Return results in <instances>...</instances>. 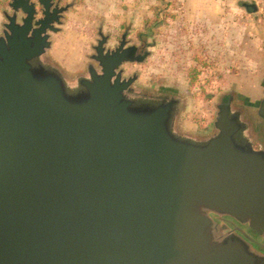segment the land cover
I'll return each instance as SVG.
<instances>
[{
    "label": "water",
    "instance_id": "95a60500",
    "mask_svg": "<svg viewBox=\"0 0 264 264\" xmlns=\"http://www.w3.org/2000/svg\"><path fill=\"white\" fill-rule=\"evenodd\" d=\"M0 32V264H264L227 216L264 231V144L233 96L213 134L182 99L135 89L134 46L99 30L85 71L48 53L70 6L10 0ZM255 13L254 4L244 6ZM255 114L264 126V92Z\"/></svg>",
    "mask_w": 264,
    "mask_h": 264
},
{
    "label": "rangeland",
    "instance_id": "374dc122",
    "mask_svg": "<svg viewBox=\"0 0 264 264\" xmlns=\"http://www.w3.org/2000/svg\"><path fill=\"white\" fill-rule=\"evenodd\" d=\"M57 1L70 6L60 31L51 35L48 55L67 75L85 71L100 30L108 37L107 48L124 37L126 47L138 49L142 60L121 66L124 77L135 75V89L182 99L183 131L203 136L212 129L215 104L229 91L245 106L247 119L254 114L264 92V0H249L258 9L253 42L240 21L223 31L192 24L185 17L184 0ZM9 2L0 0V32L2 12L11 13Z\"/></svg>",
    "mask_w": 264,
    "mask_h": 264
},
{
    "label": "crops",
    "instance_id": "0c3cea01",
    "mask_svg": "<svg viewBox=\"0 0 264 264\" xmlns=\"http://www.w3.org/2000/svg\"><path fill=\"white\" fill-rule=\"evenodd\" d=\"M247 4L255 5L249 0H184L185 17L192 24L201 23L200 26L204 25L206 28L211 29L219 28L221 31L225 28L228 29L232 21H240L239 25L246 26L248 37H251L253 42L256 40V36L253 35H256L255 27L258 9L255 5L256 12L247 13L244 8ZM252 30H254L253 35L250 34ZM261 42L264 43V37Z\"/></svg>",
    "mask_w": 264,
    "mask_h": 264
},
{
    "label": "flooded vegetation",
    "instance_id": "af4514ba",
    "mask_svg": "<svg viewBox=\"0 0 264 264\" xmlns=\"http://www.w3.org/2000/svg\"><path fill=\"white\" fill-rule=\"evenodd\" d=\"M54 1V0H53ZM2 24V23H1ZM227 96H233L234 106L238 108H243L245 110V106L237 103V96L233 91H229ZM224 94L220 95L219 100L222 99ZM248 120L251 124V138L254 141V148H260L264 144V126L263 121L258 118L254 112L253 115L248 114ZM214 129H210L203 136H209L213 134ZM213 220L216 224L221 227H227L228 229H232L236 231L239 235H241L247 242H249L254 250L264 255V231L252 232L247 226L240 225L233 219L227 216H213Z\"/></svg>",
    "mask_w": 264,
    "mask_h": 264
}]
</instances>
